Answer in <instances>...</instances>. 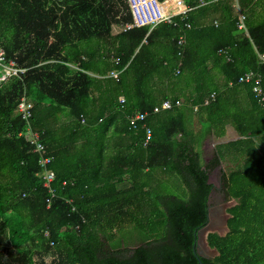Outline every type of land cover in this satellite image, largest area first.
<instances>
[{
	"label": "trees",
	"instance_id": "obj_1",
	"mask_svg": "<svg viewBox=\"0 0 264 264\" xmlns=\"http://www.w3.org/2000/svg\"><path fill=\"white\" fill-rule=\"evenodd\" d=\"M185 1L186 19L116 32L132 20L127 0H0V49L27 69L0 85V264H200L210 176L225 159L224 191L236 203L228 232L207 236L219 254L200 258L264 264V101L238 81L254 70L264 89V0ZM180 97L182 106L154 112ZM137 112H148L147 142L143 123H131ZM228 125L239 137L206 160L204 140ZM36 132L54 156V196ZM175 176L186 197L166 184Z\"/></svg>",
	"mask_w": 264,
	"mask_h": 264
},
{
	"label": "built area",
	"instance_id": "obj_2",
	"mask_svg": "<svg viewBox=\"0 0 264 264\" xmlns=\"http://www.w3.org/2000/svg\"><path fill=\"white\" fill-rule=\"evenodd\" d=\"M130 12L132 15V20L130 22H122L120 24H115L113 29L116 32L127 31L135 27L150 26V30L153 29L160 23H173L176 16H180L181 19H186L189 11L192 9L185 0H127ZM200 4H205V0H198ZM234 6L239 10V20L238 29L244 31L245 34L249 35L248 28L245 23V14L241 11L239 4L236 2ZM215 24H218L215 21ZM188 29L192 27L191 23L186 22ZM186 38L184 35L178 40L180 46L184 45ZM259 58L264 63V53H259ZM118 60V59H117ZM27 69L19 67L17 62L10 59H6L4 49H0V85L3 81L7 79L18 76L24 73ZM179 72V70H178ZM120 71L111 70L109 75L118 79ZM240 82L251 83L253 91L257 98L261 102L264 101V89L262 87V77L257 71L251 70L245 72L239 77ZM216 98V92L213 91L209 97L206 98L205 104L209 103L211 100ZM124 97H120V102H124ZM184 101L182 99H166L154 107V112L158 113L163 110H170L176 106L183 105ZM31 104L27 103L25 97L22 98L19 103V111L22 112L24 118H29L31 116ZM198 107L196 106L195 109ZM148 116V112H137L130 117L131 123L134 127L138 126V123H143V127L146 129V142L152 137V129L145 122ZM32 143L35 144L33 151L40 154L39 163L43 171V180L45 186H47L52 195L54 196V189L51 184L54 180L56 173L54 169H48L49 163L54 159L53 155H48V150L46 145L39 141V133H33ZM66 183V182H65ZM50 201V198L48 199Z\"/></svg>",
	"mask_w": 264,
	"mask_h": 264
},
{
	"label": "rangeland",
	"instance_id": "obj_3",
	"mask_svg": "<svg viewBox=\"0 0 264 264\" xmlns=\"http://www.w3.org/2000/svg\"><path fill=\"white\" fill-rule=\"evenodd\" d=\"M181 98L184 100L183 97H181ZM197 126H198V124H197ZM230 138H232V137L224 136L222 138H217V137H214V135H211L208 138H206L202 144L203 156L205 157V159L207 160L211 156V153L214 152L215 146L217 144H219V142H222L223 139L226 140V139H230ZM220 166H221V170L229 171L230 168L233 166V163H231L229 161V159H225L222 161V164ZM219 170H218V168H216L212 172L211 182H213V184H214V194H215L213 197V204L218 206L221 209V216L222 217H220L219 219L224 220V218H226V216L228 217V215H229V213H228L229 207L233 206L236 203V201L234 199L227 198L226 195L225 196L223 195L224 185H223V183H221V180L223 181L222 172H221V170L220 171ZM175 177H172V181H174V183H170V182L166 181V184L171 188L170 190L172 192H174L177 195H180L182 197H186L187 195H185V194H187V191L185 189V185L182 183V181L179 179V177H176V178ZM179 180H180V182H179ZM166 184H164V185H166ZM220 186H223V188L219 189ZM216 217L217 216L214 217V222L217 221ZM223 226L216 227L215 231L224 234L226 232V228ZM134 231H135L134 229L131 231L127 230L126 233H124L123 238L125 241L128 240V241H126L127 244L131 242V240H129V239H130V237H132V234L134 233ZM135 244H138V242ZM207 254H210V253H207Z\"/></svg>",
	"mask_w": 264,
	"mask_h": 264
},
{
	"label": "water",
	"instance_id": "obj_4",
	"mask_svg": "<svg viewBox=\"0 0 264 264\" xmlns=\"http://www.w3.org/2000/svg\"><path fill=\"white\" fill-rule=\"evenodd\" d=\"M221 170V166L218 167V170ZM219 170V171H220ZM222 172V170H221ZM211 178L212 175L210 176V182H211ZM213 183V182H212ZM221 183H223V181L221 180ZM214 186V184H213ZM223 188V186H220L219 189ZM213 195L214 194V189L211 193V197L209 199V207H208V222L205 226H203L202 228H200L197 232V240L195 243V250L196 252L199 254L200 257H205V258H214L215 256H217L219 254L218 250L216 248H212L210 247L208 240H207V236L209 233L211 232H216L215 229L216 227H225L226 228V232L224 234L218 232L221 235H225L229 228H228V218L230 217V215H228V217L226 216V218L223 219H219L221 216V209L213 204ZM223 195L225 196L226 193L225 191H223ZM218 215V217H216L217 221L214 222V216ZM225 217V216H224ZM210 253V254H207ZM199 257V262L200 264H203L201 258Z\"/></svg>",
	"mask_w": 264,
	"mask_h": 264
},
{
	"label": "crops",
	"instance_id": "obj_5",
	"mask_svg": "<svg viewBox=\"0 0 264 264\" xmlns=\"http://www.w3.org/2000/svg\"><path fill=\"white\" fill-rule=\"evenodd\" d=\"M213 71V70H212ZM216 81H217V83H218V85H219V87L222 89V90H224V77L222 78L221 76H218V77H216ZM224 136H230V137H232V138H230V139H226V140H222V142H228V141H230V140H232V139H236V138H238L239 136H238V134H237V132L235 131V129L232 127V126H230V125H228L227 126V128H226V134L224 135ZM223 136V137H224ZM215 137V136H214ZM219 143H221V142H219Z\"/></svg>",
	"mask_w": 264,
	"mask_h": 264
},
{
	"label": "clouds",
	"instance_id": "obj_6",
	"mask_svg": "<svg viewBox=\"0 0 264 264\" xmlns=\"http://www.w3.org/2000/svg\"><path fill=\"white\" fill-rule=\"evenodd\" d=\"M149 27H150V26H149ZM155 27H156V26H155ZM150 28H151V27H150ZM258 54H259V53H258ZM250 71H251V70H250ZM247 72H248V71H247ZM243 74H244V73H243ZM241 75H242V74H241ZM241 75H240V76H241ZM240 76H239V77H240ZM238 81H239V78H238ZM239 82H240V81H239ZM240 83H246V82H240ZM232 84H233V82H230V83H229V85H232ZM250 84H251V83H250ZM179 99H182V98L180 97ZM182 100H183V99H182ZM183 101H184V103H185V100H183ZM184 103H183V104H184ZM181 106H182V105H181Z\"/></svg>",
	"mask_w": 264,
	"mask_h": 264
},
{
	"label": "bare ground",
	"instance_id": "obj_7",
	"mask_svg": "<svg viewBox=\"0 0 264 264\" xmlns=\"http://www.w3.org/2000/svg\"><path fill=\"white\" fill-rule=\"evenodd\" d=\"M215 216H217V217H218V215H217V214H216ZM215 216H214V217H215Z\"/></svg>",
	"mask_w": 264,
	"mask_h": 264
},
{
	"label": "flooded vegetation",
	"instance_id": "obj_8",
	"mask_svg": "<svg viewBox=\"0 0 264 264\" xmlns=\"http://www.w3.org/2000/svg\"><path fill=\"white\" fill-rule=\"evenodd\" d=\"M214 196V195H213Z\"/></svg>",
	"mask_w": 264,
	"mask_h": 264
}]
</instances>
